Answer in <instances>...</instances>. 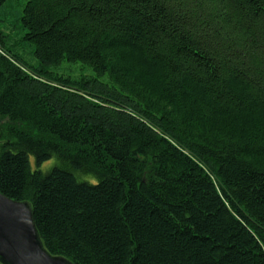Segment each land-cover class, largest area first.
I'll list each match as a JSON object with an SVG mask.
<instances>
[{
    "label": "trees",
    "instance_id": "trees-1",
    "mask_svg": "<svg viewBox=\"0 0 264 264\" xmlns=\"http://www.w3.org/2000/svg\"><path fill=\"white\" fill-rule=\"evenodd\" d=\"M0 194L72 264H264V0H0Z\"/></svg>",
    "mask_w": 264,
    "mask_h": 264
},
{
    "label": "water",
    "instance_id": "water-1",
    "mask_svg": "<svg viewBox=\"0 0 264 264\" xmlns=\"http://www.w3.org/2000/svg\"><path fill=\"white\" fill-rule=\"evenodd\" d=\"M0 264H72L43 248L30 205L0 194Z\"/></svg>",
    "mask_w": 264,
    "mask_h": 264
},
{
    "label": "rangeland",
    "instance_id": "rangeland-1",
    "mask_svg": "<svg viewBox=\"0 0 264 264\" xmlns=\"http://www.w3.org/2000/svg\"><path fill=\"white\" fill-rule=\"evenodd\" d=\"M72 68H73L75 71H79V69H80V65H72ZM30 163H31L32 168H34V164H33V159H32V158L30 159ZM54 163H55L54 160H52V161H50V162H48V163H45L44 165H42V166L39 168V170H40L42 173H45V172L49 171V170L53 167Z\"/></svg>",
    "mask_w": 264,
    "mask_h": 264
}]
</instances>
